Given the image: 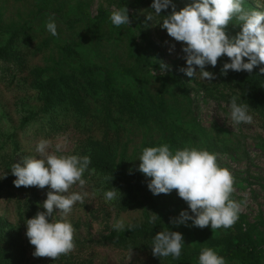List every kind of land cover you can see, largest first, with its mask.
<instances>
[{"label":"rangeland","instance_id":"1","mask_svg":"<svg viewBox=\"0 0 264 264\" xmlns=\"http://www.w3.org/2000/svg\"><path fill=\"white\" fill-rule=\"evenodd\" d=\"M123 7L131 23L116 28L109 16ZM244 7L264 11V0H245ZM151 12V5L135 0H0V177L6 175L0 179V224L23 240L28 251L25 264H197L202 248L221 255L229 240L237 243L245 234L254 243L259 264H264V116L250 111L256 116L253 124L233 125L230 98L239 96L246 104V97L221 81L211 66L205 70L216 74L212 82L187 77L180 70L186 67L182 43L156 24L162 15L147 21ZM50 19L57 24L55 37L46 30ZM235 23L227 26L230 37L235 36L230 28L241 30ZM136 49L144 65L134 57ZM161 63L169 67L162 71ZM259 67L264 65L248 74L264 83ZM174 78L186 84L188 96L175 86ZM46 100L53 101L60 118L74 127L50 134L51 115L42 112ZM131 100L154 110L146 116L129 110ZM107 130L120 136L115 163L119 165L124 155L133 172H138V156L145 147L174 142L176 149L193 145L218 154L220 166L234 176L232 198L247 200L237 222L230 229L209 226V233L191 221L173 224L187 210L176 190L153 195L135 180L109 177L96 169V175L84 174V203H77L67 216L75 229V249L56 260L34 257L25 223L44 211L49 188L16 187L11 166L22 156L37 155L41 139L62 142L63 154L88 155L93 163L100 160ZM112 187L121 193L109 203L100 190ZM70 191L80 189L73 186ZM152 200L169 221L161 223ZM154 214L158 217L150 223ZM53 215L60 218L59 212ZM118 221H123V230L113 227ZM166 228L183 234L179 260L152 255V238ZM127 230L141 231L137 243L118 239ZM226 264L243 263L230 257Z\"/></svg>","mask_w":264,"mask_h":264},{"label":"clouds","instance_id":"2","mask_svg":"<svg viewBox=\"0 0 264 264\" xmlns=\"http://www.w3.org/2000/svg\"><path fill=\"white\" fill-rule=\"evenodd\" d=\"M244 4L245 0H191L177 10L173 0H152V12L146 19L153 22L161 17L162 10L171 8L156 24L166 30L169 37L182 43L186 67L180 70L191 79L199 74L201 80L212 82L216 74L205 69L207 66L215 68L221 57L228 58L220 70L224 76L229 70L251 73L264 65V11L248 10ZM109 20L116 28L131 23L126 7L113 10ZM233 21L240 25L241 31L230 37L226 29ZM46 30L54 37L58 35L54 20L46 23ZM168 67L161 63L162 71ZM259 71L264 74V67H259ZM240 99L239 96L230 98L229 117L233 125H251L254 118L249 106L239 102ZM35 151V156L20 157L10 172L16 177L13 182L16 187L49 188L42 204L44 211L26 220V237L34 246V257L56 260L76 247L75 229L67 216L77 203H84L88 196L84 174L96 175V169L90 167L92 162L88 155L63 154L62 142L53 144L50 139H41ZM138 159V171L150 178L147 187L153 195L176 190L178 197L187 203L191 214L181 211L179 217L172 220L173 224L191 221L192 226L201 229L208 226L212 230L230 229L247 204L246 198L241 201L232 198L234 176L229 169L220 166L218 154L207 149L188 145L173 151L165 143L143 148ZM73 186L80 191H70ZM116 190L112 187L100 191L110 203L119 199L121 192ZM54 212L60 213L59 219L54 218ZM157 217L154 214L149 222ZM113 227L123 230L125 225L118 221ZM132 227L128 225L129 229ZM184 246L183 234L168 228L157 232L151 242L153 256L173 260L180 259ZM197 264H226V259L218 250L204 247L199 252Z\"/></svg>","mask_w":264,"mask_h":264},{"label":"trees","instance_id":"3","mask_svg":"<svg viewBox=\"0 0 264 264\" xmlns=\"http://www.w3.org/2000/svg\"><path fill=\"white\" fill-rule=\"evenodd\" d=\"M135 2L138 5L152 4V0H135ZM173 2L175 3L177 10H179L189 4L191 0H173ZM170 11L171 8H169L167 11L162 10L161 14L162 16L167 15ZM230 31H233L236 35L241 30H232L230 28ZM145 40L148 43L149 47L153 46L149 39L145 38ZM134 57L137 59L139 64L144 65L141 52L138 49L134 51ZM227 60L228 58L226 56L218 58V63L215 67V73L221 79V81L227 84H232L237 91L241 92L246 97V104L251 108V110L249 111H256L264 116V83L260 82L257 76L249 75L247 71L235 72L229 70L227 76L222 75L220 70L223 66V63ZM194 78L196 81L200 80V78L197 76ZM173 83L178 89L181 90L182 93L188 96V90L184 82H182L178 78H174ZM149 105L146 104L147 108H144L143 106H136L131 100L128 109L138 111L142 115L145 114L144 116H146L150 115L151 111L154 110V107ZM59 109L63 110V107L60 106ZM42 112L44 115H51V118L48 121V131L50 134L66 132L70 128L74 127L73 124H71L72 122H68L60 118V113L58 110H56L55 103L53 101L46 100L45 108L42 110ZM77 123L80 124L79 122ZM81 129L82 128H80V130ZM119 137L120 136L116 131H106L103 142L100 145V160L94 161L91 167H94L95 169L103 172L109 177L117 174L120 178L135 180L141 186H144L147 191H149L147 187V179L150 178L142 175L140 171H131L130 162L126 160L124 155L121 158L119 165L115 163L117 147L120 142ZM171 143L169 144L170 148L173 151L176 150V145L174 146ZM180 200L189 211V214H191L190 209H188L187 203L181 198ZM152 207L153 209H155V212L158 214V216H160L161 223H166L167 221H169L167 218H165V216H163V212L159 209L155 200H152ZM197 229L201 232L208 230L209 233V226L203 229L197 227ZM140 233L141 231L133 232L127 230L118 239L137 243V237ZM27 252V247L25 246L23 240L19 238L12 229H8L6 224H0V264H25ZM221 255L224 256L225 259L230 257L238 259L243 264H259L258 252L251 237L247 234L243 235L237 243L229 240L227 242L226 250H224Z\"/></svg>","mask_w":264,"mask_h":264}]
</instances>
